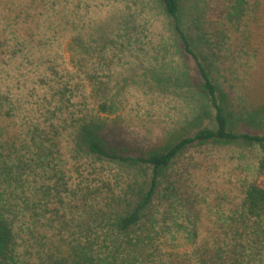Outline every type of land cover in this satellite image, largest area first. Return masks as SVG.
<instances>
[{
    "label": "rangeland",
    "instance_id": "obj_1",
    "mask_svg": "<svg viewBox=\"0 0 264 264\" xmlns=\"http://www.w3.org/2000/svg\"><path fill=\"white\" fill-rule=\"evenodd\" d=\"M182 4V25L230 104L235 129L264 133V0ZM171 23L158 0H0L1 129L25 131L63 100L53 118L67 117L68 124L57 165L68 187L79 179L77 165L94 167L105 181L99 191L112 196L111 216L126 203L128 185L146 184L151 168L82 150L72 121L90 113L107 124L110 138L132 147L168 136L198 115L203 126L214 124L208 97L190 83L194 63L177 45ZM103 100L112 112L97 111ZM261 155L258 145L243 142L188 146L162 172L139 224L118 235L109 220L98 219L113 250L122 252L110 264H198L194 250L201 245L220 247L226 259L245 253L244 264H264V247L259 252L250 244L253 221L240 215ZM9 190L0 186L3 195ZM80 209L50 210L45 217L52 222L43 217L35 224L26 211L14 249L0 264H77L75 247L87 250L98 225Z\"/></svg>",
    "mask_w": 264,
    "mask_h": 264
},
{
    "label": "trees",
    "instance_id": "obj_2",
    "mask_svg": "<svg viewBox=\"0 0 264 264\" xmlns=\"http://www.w3.org/2000/svg\"><path fill=\"white\" fill-rule=\"evenodd\" d=\"M158 2L171 18L177 45L186 58L193 60L196 74L190 75L189 80L192 87L208 97L214 111V124L203 126V118L198 115L182 129L168 136L148 140L141 147H132L125 140L110 138L105 132L107 124L90 113H83L80 119L72 121L70 126L75 128L76 145L82 150L105 160L130 165L145 164L151 168V175L146 184L128 185L126 203L113 216L108 215L112 196H106L103 191H99L98 188L104 186L105 181L94 167L83 171L77 165L79 179L73 187H68L65 171L57 165L60 155L57 145L61 142L62 132L68 124H65L67 117L60 122H54L53 118L57 110H64L63 100H58L59 103L51 111H41L43 108L39 105L36 111H41L40 114L29 123L31 126L25 131L6 135L9 129L6 132V129L0 127V186L10 189L7 195L0 193V262L8 258V254L14 249L18 230L24 225L26 211L31 212V223L35 224L45 217L47 211L57 213L60 209L75 206L78 210L82 208L90 216V223L98 224L92 232L93 239L86 245L87 250L84 246L83 249L75 247L77 264H110L121 256L122 252L118 254L113 250L111 234L108 231L107 235L102 234L104 225H100L99 220H109L118 235L131 230L139 224L144 210L152 202L162 172L188 146L203 143L243 142L261 148L257 174L245 186L240 201L241 220L253 221L255 239L250 241V244L261 252L264 247V241H261V238L264 239V133L235 129L230 104L212 81L201 54L194 50L190 36L182 25L180 12L183 0ZM11 19L7 16L8 21ZM20 23L21 21H15L17 29ZM4 40L7 39L3 37V42ZM48 103H51V100ZM0 104L3 105L1 101ZM97 111L108 113L112 112V108L103 100L98 101ZM49 219L53 221L51 217H45L44 221ZM81 224L85 225V221ZM235 238L233 236V239ZM108 239L109 247L106 244ZM235 247L241 249L244 246L235 244ZM194 254L198 264H244L246 258V254L241 253V257L226 259L220 253V247L210 250L207 245L197 247Z\"/></svg>",
    "mask_w": 264,
    "mask_h": 264
}]
</instances>
